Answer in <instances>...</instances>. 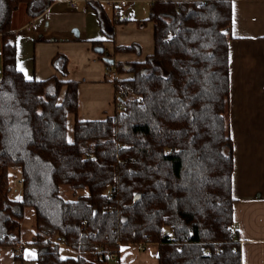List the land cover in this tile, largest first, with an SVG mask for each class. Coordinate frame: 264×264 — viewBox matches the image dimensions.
Wrapping results in <instances>:
<instances>
[{
    "label": "trees",
    "instance_id": "trees-1",
    "mask_svg": "<svg viewBox=\"0 0 264 264\" xmlns=\"http://www.w3.org/2000/svg\"><path fill=\"white\" fill-rule=\"evenodd\" d=\"M151 1L139 21L153 23V52L141 62L97 52L106 67L133 77L109 78L112 116L84 120L77 117L75 80L28 79L16 64L12 13L26 4L34 17L49 0H0V247L22 241L28 206L36 264H103L108 251L148 242L158 243V264H241L226 118L231 1ZM52 64L67 75L65 56ZM67 113L75 116L71 141ZM13 165L21 172L19 199L10 196ZM63 184L87 193L67 200ZM61 243L77 255L61 256Z\"/></svg>",
    "mask_w": 264,
    "mask_h": 264
},
{
    "label": "crops",
    "instance_id": "crops-1",
    "mask_svg": "<svg viewBox=\"0 0 264 264\" xmlns=\"http://www.w3.org/2000/svg\"><path fill=\"white\" fill-rule=\"evenodd\" d=\"M49 0L44 11L32 17L27 5L12 13L16 34V64L28 79L57 76L77 82V117L106 119L115 112V84L109 79L132 78L133 73L108 72L92 41L119 62H141L153 52V23L146 19L151 0H128L117 7L111 0ZM228 28L229 97L228 132L232 140L233 219L238 234L241 264H264V0H230ZM98 9L107 27L102 31ZM126 20H122V19ZM136 46V51H115V46ZM67 58V75L52 64L55 55ZM0 36V71H1ZM108 78V79H107ZM65 87L61 89L63 95ZM73 113L66 115V133L73 137ZM20 198V197H19ZM15 256L13 247H0V264H36L37 248L23 241ZM121 245L114 259L103 264H158V243ZM60 245H63L62 243Z\"/></svg>",
    "mask_w": 264,
    "mask_h": 264
},
{
    "label": "rangeland",
    "instance_id": "rangeland-1",
    "mask_svg": "<svg viewBox=\"0 0 264 264\" xmlns=\"http://www.w3.org/2000/svg\"><path fill=\"white\" fill-rule=\"evenodd\" d=\"M21 172L19 167L13 165L9 167L8 181L11 186L10 196L14 199H19L21 195ZM60 194L67 200H74L77 196L87 193L86 188L73 189L68 185H61L59 189ZM35 233V217L32 207H26L24 218L20 227V238L27 245ZM59 253L61 256H76L77 253L64 245H59Z\"/></svg>",
    "mask_w": 264,
    "mask_h": 264
},
{
    "label": "built area",
    "instance_id": "built-area-1",
    "mask_svg": "<svg viewBox=\"0 0 264 264\" xmlns=\"http://www.w3.org/2000/svg\"><path fill=\"white\" fill-rule=\"evenodd\" d=\"M76 2H77L76 0L70 1V3L72 5H76ZM111 2L114 5H116L117 7H121V8L126 7L128 5V0H111ZM106 69L108 72L112 71V69L110 67H106ZM21 181H22V179H21ZM138 246H139V248L142 247V245L140 243H138ZM14 249H15L14 251L16 254L20 253V251L22 249V244L18 243ZM233 249H236V247H233ZM107 256L109 259H114L116 256V253L114 251H108Z\"/></svg>",
    "mask_w": 264,
    "mask_h": 264
},
{
    "label": "water",
    "instance_id": "water-1",
    "mask_svg": "<svg viewBox=\"0 0 264 264\" xmlns=\"http://www.w3.org/2000/svg\"><path fill=\"white\" fill-rule=\"evenodd\" d=\"M94 50H95L96 52H98V53H102V52L104 51V48H103L102 46H95V47H94ZM104 60H105V61H109V62L112 61V59H110V58H108V57H104Z\"/></svg>",
    "mask_w": 264,
    "mask_h": 264
}]
</instances>
